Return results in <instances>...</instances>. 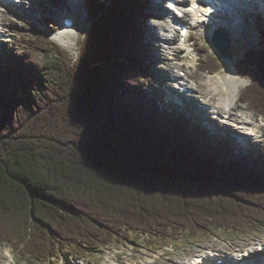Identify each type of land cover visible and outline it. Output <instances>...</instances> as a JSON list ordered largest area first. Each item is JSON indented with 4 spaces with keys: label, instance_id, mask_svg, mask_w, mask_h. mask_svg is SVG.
<instances>
[{
    "label": "trees",
    "instance_id": "1",
    "mask_svg": "<svg viewBox=\"0 0 264 264\" xmlns=\"http://www.w3.org/2000/svg\"><path fill=\"white\" fill-rule=\"evenodd\" d=\"M88 4L77 59L36 28L0 55V245L49 261L132 233L264 228L262 153L234 155L149 91L146 3ZM236 63L250 81L241 102L264 116V49ZM202 64L225 66L211 53Z\"/></svg>",
    "mask_w": 264,
    "mask_h": 264
},
{
    "label": "rangeland",
    "instance_id": "2",
    "mask_svg": "<svg viewBox=\"0 0 264 264\" xmlns=\"http://www.w3.org/2000/svg\"><path fill=\"white\" fill-rule=\"evenodd\" d=\"M145 1L149 2V0ZM161 1L164 7L168 4L167 0ZM82 2L80 6H75L79 9L73 10H70L69 0H17L13 4L11 2L12 7L8 6L2 12V16L7 18L4 30L8 38L4 45L13 48L19 47V45L23 47L25 40L35 39L36 32L30 29L36 28L42 30L45 33L43 35L57 43L71 57L77 59L80 53L84 51L83 41L92 25L91 16L88 12V0H82ZM14 3L17 5H14ZM146 5L147 11L149 14L152 13V16L150 18L143 17L144 20H139L144 44L148 52L150 51L151 56L149 60H146L152 74V82L148 84L149 91L159 92L163 96V101L169 103L174 111L180 110L182 113H186L187 119L193 121L194 125H200L201 130L204 127V129L208 128L210 131H214L212 128L217 126L216 130L222 138L212 136L210 131L204 132L210 140L216 143L227 141L228 137H231L229 128L225 125L219 127V121L215 120L209 111L206 112L207 105H203L206 106L204 109L206 113H200L199 111L207 96L211 99L212 105L223 108L221 110L223 117L227 116V112L230 110L229 102L225 100L226 97L218 95V90H215L214 86L212 88L207 86L209 82L216 81V77L222 80L225 75H229L228 65L225 64L216 72H210L202 70L203 65L200 63L202 55L206 53L218 55L217 49L212 43V34H209L210 30L214 28V25L209 23L211 19L208 17L203 22L204 18L207 17H200L199 20L202 21L200 23L187 18L186 22L192 23L190 39L196 41L192 40L190 46L186 48L187 50H178L180 49V44L177 42L180 36V26L175 24L174 27L172 25L175 13L169 9L165 11L160 6L153 7L150 2L149 5ZM66 13H74L80 18V22L78 27L74 28L66 38L58 40L54 35L60 32L63 24L60 19ZM244 16L247 15L241 17L244 21L242 30L235 31V34H233L234 40L231 38L234 55L233 69L242 79L240 94L250 84V81L238 73L236 62L244 57L249 50L264 49L263 24L256 22L253 17H246L245 20ZM217 31L219 30L215 32ZM165 36H173L172 42L166 41ZM2 45L0 44V55L4 51ZM38 55L42 57L41 52ZM154 55L157 56V60ZM171 73L180 77L174 78ZM180 80H184L189 83V86H192L189 93L183 92V89L179 87L178 81ZM221 89L219 88V90ZM240 94L238 100L234 103V110L230 117L250 113L256 120V124H260V129L264 133V117L260 113L251 110L247 104L242 103ZM189 105L190 109L193 110L192 113L197 115L195 119L190 117V113L184 108V106L189 108ZM161 107L164 110L171 111L168 106L163 105ZM197 119L201 121V124H197ZM217 131H214V133H218ZM247 139L248 141L244 142L246 146L242 147L238 145L241 142L234 140V155L247 157L262 153L264 157V137H261L260 140L251 139V137H247ZM259 243H264V228L259 227L245 230L215 229L211 232L206 231L204 234L169 238V241H164L159 236L155 237L151 234L132 233L130 238L114 239L111 244L99 248L96 252H87L85 257L78 258L70 251H66L54 260L41 262L29 256H23L22 253L14 251V248L10 245L0 246V264H9V261L11 264H190L198 254L202 255L208 250L214 249L220 253L230 250H247L253 256L256 255L254 253Z\"/></svg>",
    "mask_w": 264,
    "mask_h": 264
},
{
    "label": "bare ground",
    "instance_id": "3",
    "mask_svg": "<svg viewBox=\"0 0 264 264\" xmlns=\"http://www.w3.org/2000/svg\"><path fill=\"white\" fill-rule=\"evenodd\" d=\"M30 1H32V0H30ZM218 1H220V0H218ZM149 2L151 3V5H153V7H159L160 6L161 9H162V7L166 8L167 10L169 9L166 5H165V7H164V5H162V1L161 0H149ZM14 5H17V4L14 3ZM191 5H194V2H192ZM228 5H229V9H230L228 14H223V13H221V11L218 14L217 13L211 14L212 22L209 21V23H212L214 25V28L210 30L209 34H212L216 30H223L227 34H229V36L234 40L233 34H235V31H241L242 30V28H243L242 27V23H244V21L241 18L242 17V13H241L240 8L237 6V3H236V5H234V3L232 1V2L228 3ZM249 5H250V7H249ZM249 5H247V3H246V7L247 8H251L254 11H257V12H260V13L264 14V0H251V3H249ZM200 11H202L201 14L196 11V12H194L192 14V17H194L196 19L199 16L207 17V18H204V20H203V22H204L205 19H208V16H209L206 13L212 12L213 10H210V8H206V6L202 5V8H201ZM180 14H181V12H180ZM175 15H177V14L175 13ZM177 17H178V15H177ZM73 30H74V28H67L66 27V29H61L59 33H56L54 35V37L57 38L58 40H63ZM164 38L166 39V41H172L173 40V36H165ZM195 47H197V45H195ZM154 57H155L156 60L158 59L157 56H154ZM232 64L233 63L228 65V71L230 72L229 75H225L222 78V80L219 77L218 78L216 77V81L214 80L212 82H209L207 84V86L209 88H212V86H214L215 87L214 89L218 90V95L226 97V98L225 97L224 98H225V100H227L229 102L228 106L230 108V110H228L227 116H226V117H228V120L239 121L241 124H245V125L248 124V125L256 127L258 124H255L252 121V114H250V113H248L247 115L246 114H244V115H238L237 114L235 116L230 117L232 115V111L234 110L233 109L234 103L238 100V96H239L240 90H241L240 89V83L242 82V79L234 71V69H233L234 67H233ZM221 75H223V74H221ZM171 76L174 77V78L175 77L176 78L180 77V76L172 74V73H171ZM212 78H214V77H212ZM178 84L183 89V91H188V93L192 89L191 88L192 86H189L188 85L189 83H186V81H184V80H180L178 82ZM193 88L197 89L196 87H193ZM219 88H222V89L219 90ZM206 104H213V103H211V99H209L208 96H207V99H205L203 101V103H202V105H201V107L199 109L200 113H204L205 112L204 111L205 107L203 105H206ZM217 107H218L219 110H223V108L221 106H217ZM193 117L196 118L194 114H193ZM197 121H199V120L197 119ZM212 130H215V128L213 127ZM217 136H220L219 132H218ZM244 145H245V143L243 144V146ZM199 256H201V255H199ZM199 256H197L196 259ZM208 263H212V262H208L207 261L206 264H208ZM179 264H182V263H179ZM225 264H235V263L226 262Z\"/></svg>",
    "mask_w": 264,
    "mask_h": 264
},
{
    "label": "water",
    "instance_id": "4",
    "mask_svg": "<svg viewBox=\"0 0 264 264\" xmlns=\"http://www.w3.org/2000/svg\"><path fill=\"white\" fill-rule=\"evenodd\" d=\"M212 43L217 49L218 54L226 65L233 61L232 40L229 34L223 30L214 33Z\"/></svg>",
    "mask_w": 264,
    "mask_h": 264
},
{
    "label": "snow or ice",
    "instance_id": "5",
    "mask_svg": "<svg viewBox=\"0 0 264 264\" xmlns=\"http://www.w3.org/2000/svg\"><path fill=\"white\" fill-rule=\"evenodd\" d=\"M191 9H189V11H190Z\"/></svg>",
    "mask_w": 264,
    "mask_h": 264
}]
</instances>
